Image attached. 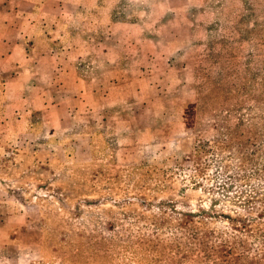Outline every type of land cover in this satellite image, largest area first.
<instances>
[{
    "label": "rangeland",
    "instance_id": "374dc122",
    "mask_svg": "<svg viewBox=\"0 0 264 264\" xmlns=\"http://www.w3.org/2000/svg\"><path fill=\"white\" fill-rule=\"evenodd\" d=\"M156 1L152 14L162 26ZM131 9V0L79 7L64 0L53 27L59 35L38 41L58 48L52 56L64 73L81 74L83 55L68 52L84 40L76 32L89 30L93 45ZM201 13L193 28L200 52L154 55L160 66L172 62L164 112L168 121L184 119L181 136L148 150L107 143L86 163L83 153L74 165L45 162L42 189L9 215L27 219L39 243L14 248L32 257L25 264H264V0H205ZM56 88L44 87L45 103Z\"/></svg>",
    "mask_w": 264,
    "mask_h": 264
},
{
    "label": "crops",
    "instance_id": "0c3cea01",
    "mask_svg": "<svg viewBox=\"0 0 264 264\" xmlns=\"http://www.w3.org/2000/svg\"><path fill=\"white\" fill-rule=\"evenodd\" d=\"M131 1L130 18L112 20L113 28L95 35L93 45L85 40L92 37L89 30L75 33L84 39L68 50L83 55L76 67L83 73L77 75L57 66L52 55L58 48L44 50L38 41L59 35L53 27L64 0H0V230L6 231L0 233L5 252L0 264L29 263L32 257L14 248L39 246L27 232V219L15 223L9 215H16V204L40 188L39 168L45 162L74 165L83 153L86 163L101 147L119 151L136 144L148 150L182 134L180 114L168 121L164 112L165 102L172 99L166 81L172 62L160 66L154 55L201 51L193 28L204 20L205 0H161L162 26L152 14L156 0ZM86 2L68 0L77 7ZM31 53L35 56L29 57ZM45 86L69 88L61 98L52 90L53 101L45 103Z\"/></svg>",
    "mask_w": 264,
    "mask_h": 264
}]
</instances>
